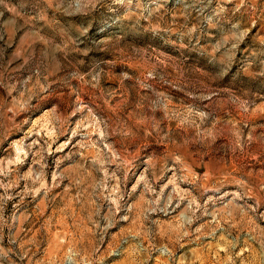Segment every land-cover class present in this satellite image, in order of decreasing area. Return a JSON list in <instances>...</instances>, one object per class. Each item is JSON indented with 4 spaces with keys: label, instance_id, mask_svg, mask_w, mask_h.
I'll return each mask as SVG.
<instances>
[{
    "label": "rangeland",
    "instance_id": "374dc122",
    "mask_svg": "<svg viewBox=\"0 0 264 264\" xmlns=\"http://www.w3.org/2000/svg\"><path fill=\"white\" fill-rule=\"evenodd\" d=\"M0 264H264V0H0Z\"/></svg>",
    "mask_w": 264,
    "mask_h": 264
}]
</instances>
